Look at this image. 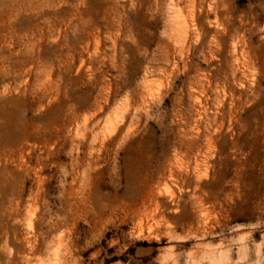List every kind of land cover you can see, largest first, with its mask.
I'll return each mask as SVG.
<instances>
[{
	"label": "rangeland",
	"instance_id": "obj_1",
	"mask_svg": "<svg viewBox=\"0 0 264 264\" xmlns=\"http://www.w3.org/2000/svg\"><path fill=\"white\" fill-rule=\"evenodd\" d=\"M0 264H264V0H0Z\"/></svg>",
	"mask_w": 264,
	"mask_h": 264
}]
</instances>
